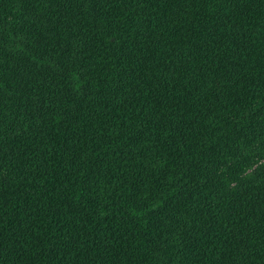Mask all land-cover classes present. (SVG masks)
<instances>
[{
    "label": "trees",
    "instance_id": "trees-1",
    "mask_svg": "<svg viewBox=\"0 0 264 264\" xmlns=\"http://www.w3.org/2000/svg\"><path fill=\"white\" fill-rule=\"evenodd\" d=\"M0 264H264V0H0Z\"/></svg>",
    "mask_w": 264,
    "mask_h": 264
}]
</instances>
